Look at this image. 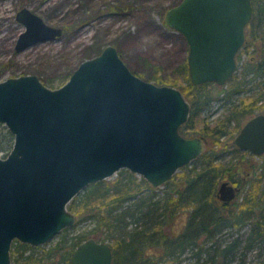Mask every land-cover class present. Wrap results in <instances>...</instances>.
Masks as SVG:
<instances>
[{
  "label": "water",
  "instance_id": "water-1",
  "mask_svg": "<svg viewBox=\"0 0 264 264\" xmlns=\"http://www.w3.org/2000/svg\"><path fill=\"white\" fill-rule=\"evenodd\" d=\"M252 1L181 0L167 11L165 23L189 45L194 85H226L235 74ZM16 19L25 28L16 51L63 33L29 8ZM189 106L180 89L135 75L110 45L82 61L60 87L34 74L0 81V123L14 137L10 152L0 156V264H12L15 240L47 245L73 227L77 219L67 205L89 184L127 169L158 188L202 155L204 141L180 133ZM235 137L242 150L264 153V114L247 120ZM218 192L224 203L237 194L228 180ZM70 262L113 264L112 246L87 239Z\"/></svg>",
  "mask_w": 264,
  "mask_h": 264
},
{
  "label": "trees",
  "instance_id": "trees-1",
  "mask_svg": "<svg viewBox=\"0 0 264 264\" xmlns=\"http://www.w3.org/2000/svg\"><path fill=\"white\" fill-rule=\"evenodd\" d=\"M262 13L264 14V11H261L259 18L264 16ZM256 14L252 15L251 23ZM251 35V43L259 41L256 30H253ZM259 51L261 52L258 60L248 61L243 67L241 77L236 73L228 82L229 87H220L212 82L194 85L190 79L187 61L176 69L177 76H181L182 81H165L162 77H155L156 85L180 86L190 104V120L181 127L183 135L204 136L208 143L218 144L221 143L222 137L233 135V132L241 127L240 123L244 118L251 116L257 109L264 108L263 96L254 99L244 97L238 102L233 100L247 88L249 83L246 78L249 74H253L252 78L264 76V45ZM56 80L52 78L46 85L60 87L65 82V79L60 83ZM221 94L223 101L229 106L223 118L211 125L208 119H201L200 116L203 110L210 107L212 100L221 99ZM261 101L262 105L258 103ZM232 124L234 126H231ZM8 136L10 137L8 132L1 136L0 150L11 149V139ZM216 154L215 147L207 149L194 160L195 163L201 162L198 168L193 166L188 171L187 166H183L181 171L165 184L166 188L160 191H154L142 177L136 180L137 176L132 172L130 177L119 174L118 178L89 184L83 193L77 194L68 204L67 207L75 214L77 222L59 234L57 245L46 250L43 247L33 248L27 243L15 240L11 249L12 263L55 264L51 259L59 258V264H72L69 259L71 251L84 239L96 235L98 240L107 241L112 246L113 264H158L182 252L189 245L195 246L199 236L197 233H207L211 228L217 229L228 224L237 226L245 223L249 216H254L255 223L250 230L246 246L249 249L257 241L264 240V158L255 167L254 174L247 179L248 183L240 202L227 211H220L213 202L214 190L219 180L226 177L235 183H241L243 180L238 177L239 164L217 163ZM240 154L245 161L246 155H250L248 152ZM210 207H213V210H209ZM179 215L185 219L181 232L176 234L173 233L175 226L172 225ZM88 222L93 223L92 228L79 230L75 235L70 234L77 231L74 229L78 225ZM129 227L132 229L129 230ZM238 247L236 239L219 254L223 253L224 257L228 258ZM160 255L164 258L154 259ZM198 264H215V260Z\"/></svg>",
  "mask_w": 264,
  "mask_h": 264
},
{
  "label": "rangeland",
  "instance_id": "rangeland-1",
  "mask_svg": "<svg viewBox=\"0 0 264 264\" xmlns=\"http://www.w3.org/2000/svg\"><path fill=\"white\" fill-rule=\"evenodd\" d=\"M180 2L181 0H0V81L8 77L34 74L47 85V81L52 78H56L57 83H60L62 79H65L66 82L82 61L100 54L108 45L116 47L130 70L145 80L154 83L155 77L158 76L165 81H182V77L177 76L176 69L187 61L189 45L181 33L174 31L165 23L167 11ZM254 3L257 14L251 23L247 40L252 42L251 33L256 30L259 41L248 46V48L250 47L248 51H254L253 53L242 48V56L238 58L236 71L239 78L242 75L243 67L249 63L251 56L254 55L255 59L258 58L261 52L259 50H262L264 45V16L261 15V19L259 18L261 11H264V0H255ZM23 8H29L38 14L46 24L63 28V33L56 39L38 42L27 49L16 51L17 38L25 31L24 25L16 19V15ZM252 77L253 74L245 77L249 84L242 93L234 97L235 102L244 97L254 99L263 96L264 98V76ZM226 87H229L228 83ZM176 88L180 89V86ZM222 97L221 94V99ZM221 99L212 100L210 107L202 111L200 118L208 119L211 125L223 118L229 104ZM257 113H264V108L257 109ZM247 118L241 121L240 126ZM202 123L203 121L201 125ZM6 132L10 134L8 138L11 139L12 147L13 135L6 126L0 123V141L1 136ZM233 135L225 136L221 143L211 144L213 142H209L210 144H207V149L215 147L217 163L239 164L238 177L246 182L237 198L225 210L214 195V205H217L220 211H227L228 208H233L240 202L245 191L244 188L248 183L247 179L254 174L255 167L264 158L246 155V161L242 160L241 152L232 142ZM4 144L3 141L2 145L4 146ZM10 150H0V156L7 155ZM200 165L201 162L195 163L193 160L186 169L189 171L193 166L198 168ZM121 170L124 171L120 172ZM121 170L113 174L110 179L118 178L119 174L124 177L132 175L130 170ZM135 175L137 176L136 180L141 178V176ZM226 179L228 177L219 180L215 189ZM178 180L181 181L180 177ZM165 188L164 184L154 188V191ZM209 210H213V207H210ZM255 218L249 216L245 223L237 226L228 224L217 229L211 228L207 233H197L199 236L195 246L189 245L182 252H178L175 256L158 264H198L211 259L215 260V264H264V240L257 241L249 249L246 248ZM184 219L181 215L177 217L172 225L175 226L173 233L181 232ZM86 224L78 225L74 229L77 231L70 234L75 235L79 230L93 227L92 222L89 225ZM131 229L129 227V230ZM59 238L58 235L49 241L47 245H44V249L55 247ZM236 239H238L239 247L233 254H229L228 258H225L223 253L219 254ZM162 257L164 258L161 255L155 256L154 259L160 260ZM58 260L59 258L51 259L55 264H59Z\"/></svg>",
  "mask_w": 264,
  "mask_h": 264
},
{
  "label": "flooded vegetation",
  "instance_id": "flooded-vegetation-1",
  "mask_svg": "<svg viewBox=\"0 0 264 264\" xmlns=\"http://www.w3.org/2000/svg\"><path fill=\"white\" fill-rule=\"evenodd\" d=\"M253 2V1H252ZM254 3H253V8H254ZM255 13V8H254V11H253V14ZM252 21V20H251ZM250 26H251V22L246 26V28H245V30H246V38H245V43H244V45L241 47V49L238 51L239 53L237 54V56H236V61L238 62V58L239 57H241L242 56V52H241V50H243L242 48H244L245 49V51L247 50V52H254V51H248L249 50V48H248V46L249 45H252V43L249 41V40H247V38H248V36H249V34H250ZM254 50V49H253ZM250 60V62H253V61H256V60H258V58H256L255 59V56L254 55H252L251 56V58L249 59ZM235 74H236V72H235ZM234 74V75H235ZM234 75L232 76V78L234 77ZM231 78V79H232ZM230 79V80H231ZM229 80V81H230ZM228 81V82H229ZM228 82H226V85H227V83ZM213 83V82H212ZM217 85V84H216ZM226 85H222V86H226ZM219 86V85H218ZM222 86H220V87H222ZM184 95V94H183ZM185 97V96H184ZM187 99V98H186ZM188 101V100H187ZM189 103V102H188ZM260 105H262L263 104V102L261 101V102H258ZM190 105V104H189ZM190 107V106H189ZM190 111H191V108H190ZM257 114H264V113H257V110L255 111V113H253V114H251V116H249L246 120H245V122L247 121V120H249V119H251L252 117H255V115H257ZM189 117H190V113H189ZM188 117V118H189ZM190 120V118L188 119V121ZM187 121V122H188ZM187 122H185L184 124H186ZM245 122L241 125V127L239 128V130H237V131H235V134L233 135V144H234V146H236V148H237V150L238 151H240V152H243V153H246V152H248V153H250V155H253V156H258V157H263L264 156V153H262V154H257V155H255V154H253L252 152H250L249 150H242L241 148H239V147H237V145L234 143V141H235V136L240 132V130L242 129V127H243V125L245 124ZM184 124H182L181 125V127L184 125ZM181 127L179 128L180 129V133H181ZM182 134V133H181ZM183 135V134H182ZM185 136V135H184ZM185 137H187V138H192V137H198V138H200V139H202L203 141H204V143H205V151L207 150L206 148H207V144H208V140L207 139H205V137L203 136H200V135H193L192 137H190L189 135L188 136H185ZM225 137V136H224ZM224 137H222V139L221 140H223L224 139ZM204 151V152H205ZM201 156V155H200ZM199 156V157H200ZM199 157H197V158H199ZM196 158V159H197ZM196 159H194V160H196ZM226 180H228V181H230V183L231 184H233L234 186H235V188H236V190H237V194H236V196L232 199V200H230V201H228L227 203H224V202H222L221 200H220V198H219V192H218V189H219V187H220V185H221V183L222 182H224V181H226ZM226 180H223L220 184H219V186L217 187V189H215V197H217V199L219 200V202H221V204H222V208L225 210V209H227V207L229 206V205H231L232 203H233V201L237 198V195L242 191L241 189H242V187H243V185L246 183V182H244V181H242L241 183H239V182H237V183H235L234 181H231V180H229V179H226ZM219 208V207H218ZM76 222H77V220H76ZM76 224V223H75ZM74 224V225H75ZM71 228V227H70ZM90 238H93L94 240H97L98 242H101V241H103V240H98V238H97V236H90V237H88V238H86V239H84V241H86L87 239H90ZM84 241H82V242H84ZM15 242V241H14ZM109 243V242H108ZM13 244V243H12ZM80 244V243H79ZM110 244V243H109ZM31 246V245H30ZM31 247H33V246H31ZM37 247H43L44 248V245H39V246H37ZM37 247H33V248H37ZM77 247V246H76ZM75 247V248H76ZM74 248V249H75ZM73 249V250H74ZM72 250V251H73ZM72 251H71V254H72ZM71 256V255H70ZM70 259V258H69ZM72 263V262H71ZM113 263H114V260H113Z\"/></svg>",
  "mask_w": 264,
  "mask_h": 264
}]
</instances>
